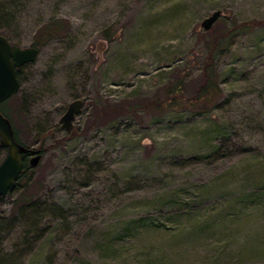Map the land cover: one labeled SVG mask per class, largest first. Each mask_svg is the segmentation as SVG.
I'll use <instances>...</instances> for the list:
<instances>
[{"label":"rangeland","instance_id":"rangeland-1","mask_svg":"<svg viewBox=\"0 0 264 264\" xmlns=\"http://www.w3.org/2000/svg\"><path fill=\"white\" fill-rule=\"evenodd\" d=\"M52 21L63 29L4 104L19 140L45 149L0 203L2 264H264V0H0L13 44ZM226 30L219 95L167 106L177 79L192 97ZM26 191L35 203L17 206Z\"/></svg>","mask_w":264,"mask_h":264},{"label":"water","instance_id":"water-1","mask_svg":"<svg viewBox=\"0 0 264 264\" xmlns=\"http://www.w3.org/2000/svg\"><path fill=\"white\" fill-rule=\"evenodd\" d=\"M221 9H215L206 16L201 24L205 29H210L221 16ZM39 54L35 45L20 46L13 44L7 35L0 32V103L15 95L20 88L18 68L30 61H34ZM83 99L71 101L61 116L62 127L67 131L72 130L74 119L83 106ZM0 141L8 147L7 154L0 162V203L17 184V179L24 167L23 154L33 152L29 158L31 166H36L42 158V153L30 145H25L15 136L11 119L0 109Z\"/></svg>","mask_w":264,"mask_h":264},{"label":"trees","instance_id":"trees-1","mask_svg":"<svg viewBox=\"0 0 264 264\" xmlns=\"http://www.w3.org/2000/svg\"><path fill=\"white\" fill-rule=\"evenodd\" d=\"M256 22L257 21L247 20V21L240 23L239 25L236 24V26L242 27V28H249V27L254 26L256 24ZM62 29H63V27H62L60 22H56V21L53 22L52 21V22L47 23L45 26H43L40 29L39 34L37 35V37L35 39L34 45L42 42V40H45V39H48L54 35H57L59 33V31ZM227 34H228V30L223 31L220 35H218L215 38L213 43L208 45L207 55H206V58H205V61H204L203 67H202V79H201L200 83L196 86L195 92L192 95V97H190L188 99L185 97V89H186L185 85H186V83H185V81H183V79H177V80L173 81L171 84H169V87L167 89L168 90L167 91V98L165 99L166 101L168 100L167 106H178L181 103H186V104H191V105L200 104L201 102L207 103V102L215 99L219 95L221 88H220L219 81H218V74H217V71L215 68L216 54H217V50L220 46L219 44L223 41L224 38H226ZM8 99H6L5 101L0 103V109L3 111L4 114L11 117L9 112H7V113L5 112V107H4V104L7 102ZM162 102H163V100L158 101V103H156V104H159ZM15 136L19 140L18 133H17L16 129H15ZM2 145L5 146L7 148V151H8V147L4 144H2ZM25 145H27V144H25ZM44 149H45L44 147H41L39 149V151L43 154ZM2 159L0 160V162L2 161ZM31 168L32 167L29 163V159L27 157L24 158L23 171L21 172V174L19 175V177L17 179L16 186L17 185H24V187H26V188L28 187L27 182H25L24 184H21V181L24 177H26L28 175ZM32 196H34L33 191H29V192L26 191L25 193H23L20 197H18L15 200V203L17 206H19L22 203H32L33 204L35 202H34V200L31 199ZM27 200H29L30 202H27ZM41 217L42 216H40V215L38 216L36 214L34 219H32L33 220L32 223H35L36 225L40 224L42 221ZM0 233H1V231H0ZM38 234H40V231L36 227H33V228L27 230L25 232V234L23 235L22 239H20L21 240L20 245L24 246V245L31 244V242L34 240V236H37ZM30 236H31V238H29ZM0 264H2L1 260H0Z\"/></svg>","mask_w":264,"mask_h":264},{"label":"flooded vegetation","instance_id":"flooded-vegetation-1","mask_svg":"<svg viewBox=\"0 0 264 264\" xmlns=\"http://www.w3.org/2000/svg\"><path fill=\"white\" fill-rule=\"evenodd\" d=\"M68 107V106H67ZM33 155V152H27L23 154V158H30Z\"/></svg>","mask_w":264,"mask_h":264}]
</instances>
